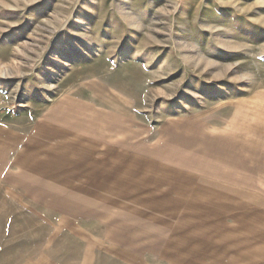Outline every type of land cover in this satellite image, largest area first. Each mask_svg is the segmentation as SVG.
Instances as JSON below:
<instances>
[{
  "label": "rangeland",
  "instance_id": "1",
  "mask_svg": "<svg viewBox=\"0 0 264 264\" xmlns=\"http://www.w3.org/2000/svg\"><path fill=\"white\" fill-rule=\"evenodd\" d=\"M102 126L168 161L178 252L264 264V0H0V264H36L34 206L64 205L16 159Z\"/></svg>",
  "mask_w": 264,
  "mask_h": 264
},
{
  "label": "crops",
  "instance_id": "2",
  "mask_svg": "<svg viewBox=\"0 0 264 264\" xmlns=\"http://www.w3.org/2000/svg\"><path fill=\"white\" fill-rule=\"evenodd\" d=\"M97 128H82L77 133L81 136L65 143L63 151L52 149L57 144L49 147L57 169L54 165L36 173L20 164L21 155L16 159L17 175L38 183L39 188L41 183L47 186L45 182L54 181L56 196L64 201L63 206L51 201L34 206L39 219L33 225V241L38 247L34 263L203 264L216 260L177 251V247L198 242L186 243L177 232L182 193L175 189L177 181L169 182L173 174L167 170L168 161L135 148L133 153L132 129ZM157 176L163 179L158 181ZM136 231L151 237H132ZM244 254L241 250L224 261L232 264L241 256L235 264H248Z\"/></svg>",
  "mask_w": 264,
  "mask_h": 264
}]
</instances>
